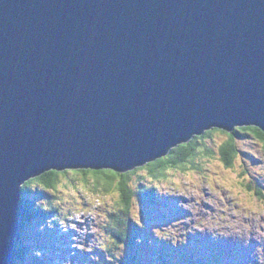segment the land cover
Here are the masks:
<instances>
[{
	"label": "water",
	"instance_id": "obj_1",
	"mask_svg": "<svg viewBox=\"0 0 264 264\" xmlns=\"http://www.w3.org/2000/svg\"><path fill=\"white\" fill-rule=\"evenodd\" d=\"M250 125L264 132V0H0V264L31 178L121 173Z\"/></svg>",
	"mask_w": 264,
	"mask_h": 264
},
{
	"label": "rangeland",
	"instance_id": "obj_2",
	"mask_svg": "<svg viewBox=\"0 0 264 264\" xmlns=\"http://www.w3.org/2000/svg\"><path fill=\"white\" fill-rule=\"evenodd\" d=\"M225 135L216 132L205 140L213 153L197 156L198 169L166 170L156 182L144 170L133 175V187L142 179V184L155 186L158 195L157 208H147L139 198L132 201L131 221L140 226L134 248L108 232L116 193L94 191L81 175L62 173L56 190L44 193L47 205L56 209L62 222L41 224V236L53 230L52 240L37 238L47 250L35 249L28 224L21 240L31 251L19 264H32L30 255L37 260L40 256L46 264H120V260L129 264L133 259L136 264H172L168 261L172 256L175 261L187 260L181 264H264V152L260 142L245 133L237 139L234 164L225 168L217 153ZM244 183L255 184L259 194ZM30 188L33 197L43 202L36 195L42 189L40 183L33 182ZM204 242L218 247V253L205 252ZM161 249L169 253L163 256L168 260H160Z\"/></svg>",
	"mask_w": 264,
	"mask_h": 264
},
{
	"label": "trees",
	"instance_id": "obj_3",
	"mask_svg": "<svg viewBox=\"0 0 264 264\" xmlns=\"http://www.w3.org/2000/svg\"><path fill=\"white\" fill-rule=\"evenodd\" d=\"M238 129H250V131H238ZM216 132L226 134L225 139L217 146L218 158L225 168H230L234 164V160L237 158L239 152L237 149V139L243 137L245 133L256 138L260 142L261 149L264 152V135H262L264 132L256 126H236L231 132L213 127L205 130L200 135H194L189 141L171 148L167 154L156 160L121 173L111 169L50 170L26 181L20 187L21 195L18 213L19 230L15 239L14 254L11 264H19V262L25 259L24 255L31 251L28 250L29 248L27 249L28 251H26V247L21 240L23 238V232L28 224L31 230L30 239L35 245V249H37L36 246H38V248L47 250L43 242L42 244L39 243L37 238L42 237L41 240L44 239L48 242L49 239L52 240L51 231L53 230L50 229V233H44L41 236V224L43 223V226H53L54 224L57 226L60 221L62 222V219H58L56 209H51L52 207L50 204V206L47 205L46 194L44 193H47L48 190H56L60 175L67 171H72L75 172V174L81 175L82 182L87 185L90 184V187L94 191L116 193L117 198L114 202L115 208H113V211H110L109 221L107 223L109 225L108 232L116 241H121L134 248L140 226L137 225L135 227V223L131 221L130 210L132 201L134 198H139L140 202L144 206H147V208H150L149 206L157 208L156 202L158 201V195L155 194L156 187L150 186L151 184H142V179L138 180L136 186L133 187V185H131L133 175L137 171L144 170L147 173L146 177L152 180V182H156L165 176L166 170L185 171L188 169H198L199 166L196 167L197 165L195 162L196 158L201 152L204 154H207V152L213 153L212 150L206 148L205 140L207 138L211 140L212 134ZM111 173L116 174L112 175ZM142 178L145 179L143 176ZM33 182L40 183L42 189H37L36 195L41 197L43 202H38V197H33V191L30 188V184ZM244 185H246L248 190L252 189L255 191V194H259L258 192H260V190L255 184L250 185L244 183ZM207 251L208 250L205 249V252ZM202 254H204V252ZM209 254H212V252H209ZM31 257L32 255L29 257L32 260V264L39 262V260L41 264H46L44 259L40 256H38L39 260H37L36 257L35 259ZM178 262L181 264V262H187V260L183 259Z\"/></svg>",
	"mask_w": 264,
	"mask_h": 264
},
{
	"label": "snow or ice",
	"instance_id": "obj_4",
	"mask_svg": "<svg viewBox=\"0 0 264 264\" xmlns=\"http://www.w3.org/2000/svg\"><path fill=\"white\" fill-rule=\"evenodd\" d=\"M238 131H250V129H238ZM264 135V133H262ZM75 174V173H74ZM112 175H115L116 173H111Z\"/></svg>",
	"mask_w": 264,
	"mask_h": 264
}]
</instances>
